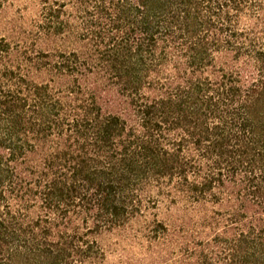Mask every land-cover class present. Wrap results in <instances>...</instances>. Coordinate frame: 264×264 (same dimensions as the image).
I'll list each match as a JSON object with an SVG mask.
<instances>
[{
	"label": "trees",
	"instance_id": "obj_1",
	"mask_svg": "<svg viewBox=\"0 0 264 264\" xmlns=\"http://www.w3.org/2000/svg\"><path fill=\"white\" fill-rule=\"evenodd\" d=\"M23 11L0 32V264H103L138 222L171 264H264V0Z\"/></svg>",
	"mask_w": 264,
	"mask_h": 264
},
{
	"label": "rangeland",
	"instance_id": "obj_2",
	"mask_svg": "<svg viewBox=\"0 0 264 264\" xmlns=\"http://www.w3.org/2000/svg\"><path fill=\"white\" fill-rule=\"evenodd\" d=\"M27 1L0 0V32L14 36L16 25L23 21V7ZM164 212L160 210L161 218ZM140 226L138 222L127 232H116L105 237L107 257L103 264H171L175 261V254L149 245L148 233L135 231L141 229Z\"/></svg>",
	"mask_w": 264,
	"mask_h": 264
}]
</instances>
